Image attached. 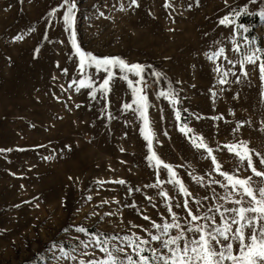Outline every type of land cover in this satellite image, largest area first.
<instances>
[{"label": "rangeland", "instance_id": "obj_1", "mask_svg": "<svg viewBox=\"0 0 264 264\" xmlns=\"http://www.w3.org/2000/svg\"><path fill=\"white\" fill-rule=\"evenodd\" d=\"M57 3L0 0V148L11 149L0 152V264H58L62 258L53 244L75 248L74 255L98 258L99 249L80 244L88 237L78 233L76 225L112 233L117 241L132 232L147 236L151 219L162 223L171 218V213L165 215L162 188L173 198L174 210L184 199L196 212L201 210L197 199L206 208L223 203L218 199L225 195L222 184L209 183L222 179L211 157L192 146L177 126L173 104L157 95L169 81L179 97L182 121L204 136L223 170L251 175L246 164L239 170L233 167L235 155L225 148L229 141L247 139L251 147L264 151L258 61L255 68L245 63V76L238 71L242 57L231 47L232 36L242 52L248 48L244 36L253 46L264 47V0H228V6L224 0H170L171 7H165L164 0H138L131 8L130 0H78L77 40L85 50L120 55L166 74L167 79H157L145 73L153 149L175 166L194 193L191 197L168 183L166 172L160 176L165 184H157L154 166L146 160L141 120L131 109L120 108L131 102L126 81L117 75L111 82V120L100 115L103 97L93 100L87 95L90 89L77 91L70 83L80 77L78 57L62 21H49L48 12ZM93 5L105 15L101 17ZM243 5H248L244 13L259 16L257 23L244 24L247 32L237 34L234 25L219 23ZM221 46L228 59L209 60L207 53ZM217 63L228 71L229 83L220 84ZM102 78L103 73L96 74L97 82ZM242 119L250 122L233 132ZM258 159L254 157V163L264 170ZM146 215L151 219L146 221Z\"/></svg>", "mask_w": 264, "mask_h": 264}, {"label": "snow or ice", "instance_id": "obj_2", "mask_svg": "<svg viewBox=\"0 0 264 264\" xmlns=\"http://www.w3.org/2000/svg\"><path fill=\"white\" fill-rule=\"evenodd\" d=\"M198 2L199 0H197ZM224 3L225 6H228V0H224ZM134 5L138 6V0H130L128 7L131 8ZM119 6L121 9L125 7L123 3ZM164 6L171 7L170 0H164ZM93 7L96 8L101 17L105 15L103 11H100L98 5H93ZM188 7L191 8L192 4H189ZM246 11H248V5H243L238 10L233 9L224 15L219 23L221 25H234L233 31L237 34H240L241 30L247 32L248 26L238 23L236 20ZM77 12L78 0H59V3L48 12L49 21L53 17L62 21L63 28L69 32L68 39L75 51V56L78 57L76 68L80 77L78 80L70 81V83L75 84L77 91H80L81 88L90 89L87 95L93 100L98 95L103 97L104 103L100 115L111 120L113 115L108 111L109 104L107 101L111 82L117 75L121 80L126 81L128 89L131 91V102L122 103L120 108L123 111L131 109L141 120L139 130L147 141L148 155L146 160L154 166L157 184H165V180L160 179V176L166 172L168 183L178 187L179 192L183 193L185 197H191L194 193L181 179L175 166L162 159L153 149L154 133L149 126L148 116L150 101L147 93L143 91V88L148 87L145 73L157 79L161 77L167 79L166 74L152 65L129 62L120 55L94 54L93 51L85 50L77 40ZM260 16L264 18V7L260 9ZM232 41V49L242 57L238 68L240 73L247 76L245 63L247 62L255 68L258 61L259 79L262 87L260 96L264 98V47L253 46L252 40L248 36H244L243 42L248 45V48L242 52L235 36H232ZM36 51L38 52L39 48ZM224 53L225 49L221 46L207 53V58L218 61L223 56L224 59H228ZM165 59L168 58L165 57ZM229 63L235 64L237 62L231 60ZM215 70L220 72V84L229 83L227 70L222 71L219 63H217ZM61 71L67 73L68 69L61 68ZM100 73H103V78L97 82L96 74ZM240 79L241 77L237 75L236 80L239 81ZM171 85L172 81H169L168 87L159 91L157 95L167 98L169 103L173 104L178 122L177 126L180 132L188 137L192 146L204 150L206 155L211 157V166L214 167L215 172L220 173L222 179L217 178L209 183L222 184L225 195L218 199L222 200L223 203H216L212 207L206 208L197 199L195 204L200 205L201 210L196 212L194 205L188 199H184L182 203L175 204L174 210L171 203L173 198L168 191L162 188L160 196L163 197L167 209L165 215L171 213L170 220L165 219L160 223L146 215L144 217L146 221L151 219L150 226L145 228L147 236L132 232L119 238L118 241L105 233L92 232L84 226L76 225L77 232L87 233L88 237L87 240H80V244L87 249H99L98 258L74 255L75 248L68 249L62 245L53 244L52 248L58 249L59 256L62 258L58 264H68V260L63 259L65 257L70 259L72 264H77V261L78 264H264V170L259 169L254 163V157H257L259 158L257 163L264 165V151H258L251 147L247 139L229 141L225 144V148L228 153L235 155L233 167L239 170L242 165L246 164V167L251 170V175H240L231 170H223L221 163L218 162L217 156L214 154L213 147L209 145L204 136L196 133L186 120L182 121V112L177 106L179 97ZM63 87L61 85V89ZM56 98L60 99L59 96ZM75 106L79 108L80 104ZM196 118L200 119L199 116ZM249 122L243 119L236 121V126L232 131L238 132L241 125ZM123 150L121 149V151ZM10 151L9 148H0V152ZM192 179H196V177H192ZM118 182L124 184L125 180L120 179ZM89 199H91L90 196ZM182 211L184 212L183 220L180 218Z\"/></svg>", "mask_w": 264, "mask_h": 264}, {"label": "trees", "instance_id": "obj_3", "mask_svg": "<svg viewBox=\"0 0 264 264\" xmlns=\"http://www.w3.org/2000/svg\"><path fill=\"white\" fill-rule=\"evenodd\" d=\"M259 21V16L257 14H250V13H244L238 17V23L246 24V25H252L254 23H257ZM89 231L92 232H102L109 236H112V233L101 231L98 228L95 227H89L87 228ZM101 239H103V236H101Z\"/></svg>", "mask_w": 264, "mask_h": 264}]
</instances>
